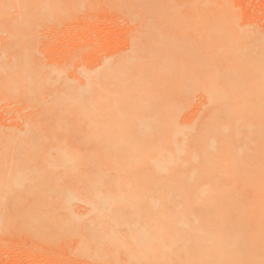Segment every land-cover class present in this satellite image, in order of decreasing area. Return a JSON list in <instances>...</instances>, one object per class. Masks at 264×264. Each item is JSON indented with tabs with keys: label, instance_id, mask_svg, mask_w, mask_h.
<instances>
[{
	"label": "bare ground",
	"instance_id": "obj_1",
	"mask_svg": "<svg viewBox=\"0 0 264 264\" xmlns=\"http://www.w3.org/2000/svg\"><path fill=\"white\" fill-rule=\"evenodd\" d=\"M86 1L0 0V235L81 264L264 261V31L230 0H121L116 54L49 63L38 32Z\"/></svg>",
	"mask_w": 264,
	"mask_h": 264
},
{
	"label": "rangeland",
	"instance_id": "obj_2",
	"mask_svg": "<svg viewBox=\"0 0 264 264\" xmlns=\"http://www.w3.org/2000/svg\"><path fill=\"white\" fill-rule=\"evenodd\" d=\"M230 2L236 6L244 22L246 19L264 31V0ZM64 12V16L48 22L46 27L49 30L45 27L46 30L38 32L42 50L52 64H61L74 56L76 63L95 65L105 55L116 54L115 50L125 43L128 31L134 25L126 16L121 0H87L81 7L76 6ZM1 112L0 122L3 123L5 120ZM5 236L0 235L4 237L0 239V264H81L59 249H37L34 243L22 235ZM259 264H264V261Z\"/></svg>",
	"mask_w": 264,
	"mask_h": 264
}]
</instances>
